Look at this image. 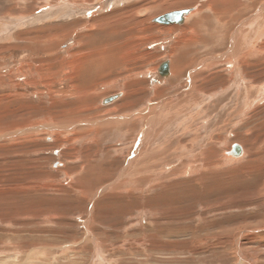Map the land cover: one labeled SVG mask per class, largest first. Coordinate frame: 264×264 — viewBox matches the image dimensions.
<instances>
[{
	"label": "rangeland",
	"instance_id": "obj_1",
	"mask_svg": "<svg viewBox=\"0 0 264 264\" xmlns=\"http://www.w3.org/2000/svg\"><path fill=\"white\" fill-rule=\"evenodd\" d=\"M34 1L20 4L18 0H0V183L2 177L8 180L0 187V264H264V35L252 39L259 21L257 9L263 0L255 1L253 7L248 3L247 12H241L242 19L232 17L237 23L232 26L229 22L225 36L219 28L210 34L206 25L201 26L199 44L191 48L197 58L202 56L196 60L222 57L212 70L218 78L205 88L213 94L200 105L201 115L196 106L189 113L183 112L178 102L182 88L169 85L167 76L158 72L177 46L180 27L201 15V7L205 9L209 0H188L187 5L168 11L157 9L161 0L108 2L102 13L127 4L137 5L138 11L149 8L145 16L134 20L138 29L127 26L107 39L120 43L128 34L131 36L128 50L133 54L124 61L132 67L125 69L116 63L113 70L96 63L100 76L97 69L88 74L80 70L73 78L82 83L81 88L67 80V66L60 77L57 73L63 60L78 51L76 36L85 33L82 26L89 23L88 16L98 14L73 9L66 12L70 8ZM178 8L196 11L185 24L155 23L157 17ZM203 14L208 17L211 12L205 9ZM74 21L81 24L68 26L64 33L59 31ZM168 27L178 29L162 30ZM236 31L235 49L254 47L259 52L242 69L246 77L234 80L233 70L223 61L232 53L230 37ZM240 32H245L248 39ZM100 33L92 43L104 41ZM48 35L61 37L49 46ZM99 36L101 41L96 39ZM36 38H46L41 47L37 46L39 50ZM223 75H230L229 81L221 78ZM242 83L253 88L249 91ZM79 95L85 101L77 116L84 117L82 125L91 131L87 136L84 128L79 131L78 127L72 134L67 130L75 117L66 114L76 109L71 105ZM109 96L113 101L104 104ZM161 101L175 104L171 117L162 120L165 112L157 110L146 129L137 114L149 116L147 110ZM127 103L129 108L124 110ZM118 106L119 113H105ZM92 117L97 119L88 123L86 118ZM95 120H99L100 128L92 127ZM34 126L42 127L33 131L30 127ZM184 129H188L186 133ZM13 139H20L18 145L5 148ZM179 140L187 151L177 147ZM232 145H242L246 153L226 161L223 152L232 155ZM209 150L212 152L203 154ZM190 158L206 163L204 171L196 176L181 173ZM212 162L217 167L209 173L206 167ZM22 175L28 178V184L33 179L49 185L47 195L18 191L11 182L20 184ZM126 177L135 182L124 183ZM131 190L130 197L126 192Z\"/></svg>",
	"mask_w": 264,
	"mask_h": 264
},
{
	"label": "bare ground",
	"instance_id": "obj_2",
	"mask_svg": "<svg viewBox=\"0 0 264 264\" xmlns=\"http://www.w3.org/2000/svg\"><path fill=\"white\" fill-rule=\"evenodd\" d=\"M20 2V4L22 3H25V0H18ZM30 1V0H29ZM39 1H51V5H61L63 6V8L67 9V8H70V11L66 10V12H74V11H71L72 9L73 10H79V11H93L94 13L98 14V15H91V16H88L89 18V23L85 24L82 26V28L85 30V33H79V35L76 36V43H77V50L75 52V54L72 56L76 57L75 55H77L78 57L82 58L83 60L85 61H82L80 62V58L79 59H75L74 57H71L72 58V61L70 62L68 59H71V58H68L66 61L68 62L69 61V64H66V61L63 60L64 62V65L62 64V62H60L62 65V69L60 71H58V76L57 77H60L61 76V73H63L64 71V67L67 66L66 69H70L68 70V73H69V76L67 78L68 81H71V83L74 85V87L76 88H81L80 86L82 85V83L79 84V82L75 79H73L75 76H77L80 72V70L83 71V74H88V72H92V71H97L99 69H97V67L95 66L96 63H99V64H102V65H105L107 66V68H110L114 70V68L117 66L116 63H118V65L121 63L123 66H125V69L126 68H129L131 65L130 64H126L127 61H124V59H127L129 57H132L131 53L128 49H130V44H132L131 42L133 41V39H131V36L129 37V34L126 36V39H124L122 42L118 43V42H107V39L109 38L108 36H113L115 34H117L118 32H121V30L123 29V31L126 30V27H130L132 30L134 29H138V28H134V24H136V22H134V20L137 18V16H145L148 11H149V8L145 7V8H142L141 10L138 11L137 8V5L134 6V4H131L129 5L128 7V4L127 6L124 8V6H122L121 8L118 7L113 10H110L108 11L107 13H102V11L104 10L105 6L108 7L107 3L108 2H112L113 0H35L34 3H38ZM125 1H128V0H115V4H122L123 2ZM255 1H258V0H246V2H242V0H209V5L206 6L205 9L207 10H210L211 12V15H209L208 17L203 14V11H205V9H202L201 7V10L199 11V15L198 17H194V18H191V15H193L192 13L194 11H196V9H193V8H187V9H175L176 11H171L169 13H166V14H171V13H179V15L177 16V18L175 19H171L169 20L170 23H166L164 24L163 22H156L157 24H160V25H172V24H175V25H180V24H183L184 22H186L187 20H192L190 21L187 25H185L183 28L180 27L179 29V32L180 30L181 31V36L180 38L178 39L177 41V46L172 50V53L170 54V60H168V62H165V64H161L162 66L160 67L159 69V72H162L164 71V76H167V78L165 80H168V83L169 85L173 86V85H179L180 89L182 88V91H181V99H180L178 102H179V105L182 107V111L185 112L187 110V113H189V110L191 111V108L192 106H196L195 109L197 111V113L199 115L202 114L203 112V107L200 106L202 105L203 103V100H209L211 99V96H212V90L211 91H205V88L210 85L214 80H216V78H218L216 75V73H212V70H214V68H216V66L219 64V62L222 61V57H210V58H205V59H201L200 62H198L196 60V55L195 53L192 51L191 52V48L194 47H197L198 44L197 39H199L198 35L200 34L199 31L200 29L202 28L201 26L203 25H206L208 27V30L210 31V34L213 33L214 29H220V32H223L221 36H225V31L227 30L226 27L230 25L233 26L235 25L234 23L237 21V19L239 20V18H241L243 16V14L241 12H245L246 11V8H249V4H251V6L253 7L254 6V2ZM48 2V3H49ZM143 2V1H142ZM260 2V1H259ZM258 2V4H259ZM17 3V4H18ZM186 3H188V0H161L159 1L156 5L157 9H159V11H163V10H167V9H170L172 7H175V6H183L185 5ZM249 3V4H248ZM260 6H258L259 8L257 10H260V13L258 12V17H257V20L258 21V24L255 25V29L252 30V36L253 38L252 39H256V38H260L262 35H264V0L260 2ZM182 4V5H181ZM49 5V4H48ZM133 5V6H132ZM149 5V4H148ZM187 5V4H186ZM203 5V4H202ZM249 5V6H248ZM154 6H151V9H154L153 8ZM187 7V6H185ZM89 8V10H88ZM129 9H132L130 11H128ZM198 9V8H197ZM95 10V11H94ZM178 10V11H177ZM256 10V8H255ZM128 11V12H127ZM168 11V10H167ZM247 12V11H246ZM261 12L263 14H261ZM92 14V13H90ZM129 15V17L127 15ZM166 14H163L159 17H157L156 19H160L162 16L166 15ZM261 14V15H260ZM25 15V14H24ZM198 15V14H197ZM232 17H236L237 19H232ZM189 18V19H188ZM242 19V18H241ZM240 19V20H241ZM86 20V19H85ZM213 20V21H211ZM215 21V22H214ZM84 22V21H83ZM126 22L127 24L124 25L123 23ZM191 22L193 23L191 25ZM230 22V23H229ZM249 22V21H248ZM140 23V22H139ZM237 23V22H236ZM80 25L81 22L80 21H74L73 23H68L66 24V26H61V28L59 29V31L61 33H64L65 31H62V30H66V29H69V27H74L75 25ZM185 24V23H184ZM142 25V24H141ZM253 25V26H254ZM182 26V25H181ZM252 26V25H251ZM129 28V29H130ZM240 28V27H239ZM58 29V28H57ZM130 29V30H131ZM178 29L177 27H168L166 29H163L162 30H170V31H173V30H176ZM218 29V30H219ZM128 30V29H127ZM70 31V30H69ZM79 31V30H78ZM101 32L100 34H104L101 36V39H103L104 41L101 42H97V43H92L93 40L95 39L94 36L96 35V33L98 32ZM231 31V30H230ZM240 31V30H239ZM58 33V31H56ZM76 32V31H75ZM81 32V31H80ZM56 33V34H57ZM70 33V32H69ZM228 33V32H226ZM230 33V32H229ZM237 33H239L238 31L234 32V33H231V37H230V42H231V47H232V53H229L225 56V60L223 61L224 64H227L230 66V69L233 70V72L231 73L234 80L237 79V77H240V79H242L243 77H246V75L244 74V72L242 71V69L245 68L246 64L249 63V59L251 58V56L257 54L259 52L258 49L256 48H252L251 49L248 47L246 49V47L244 49H242L241 47H238L237 49H235V46L234 45V40H235V36L237 35ZM53 34V33H52ZM71 34V33H70ZM73 34V33H72ZM123 34V33H122ZM121 34V35H122ZM202 34V33H201ZM200 34V36H201ZM209 34V33H208ZM218 36H219V32L217 33ZM221 34V33H220ZM99 35V34H98ZM207 35V34H206ZM206 35H203V36H206ZM214 35V34H213ZM240 35H242L241 37L245 38V39H248L246 37V33L245 32H240ZM49 36V35H48ZM56 36V35H55ZM50 37L49 36V40H47V43L49 46H52L55 42V40H57L58 38H60L61 36H63V34H61V36H56V37ZM139 36V35H138ZM178 36V37H179ZM210 36V35H209ZM217 36V37H218ZM227 36V35H226ZM23 38L25 39H28L26 37V35L22 36ZM21 36L19 38L23 39ZM65 37V35H64ZM237 37V36H236ZM121 38V37H120ZM133 38V37H132ZM213 38V36H212ZM216 38V37H215ZM221 38V37H220ZM18 39V38H16ZM31 39V38H30ZM38 39L37 41H35V46H36V50H39L37 49V46L41 47V42L42 40L44 42H46V38L45 39H40V38H36ZM97 40L101 41L100 39V36L96 38ZM66 40V39H65ZM115 40V39H114ZM117 40V39H116ZM241 40V39H240ZM72 41V40H71ZM111 41V40H110ZM85 42H86V45H85ZM96 42V40L94 41ZM107 42V43H105ZM204 42V40H203ZM242 41H240L241 43ZM25 43V42H24ZM75 43V42H74ZM182 43V44H181ZM220 43V42H219ZM238 43V42H237ZM239 43V44H240ZM202 44V43H201ZM205 44V43H204ZM236 44V43H235ZM17 45V44H16ZM7 46V45H6ZM55 46V45H54ZM200 46V45H199ZM239 46V45H238ZM133 47V46H132ZM205 47V45L203 46ZM221 47V46H220ZM85 48L87 49L86 52L85 51ZM190 48V50H189ZM172 49V48H171ZM194 49V48H193ZM203 49V48H202ZM35 50V51H36ZM117 50V51H116ZM134 50V48H133ZM131 50V51H133ZM128 51L130 53H128ZM199 51V50H198ZM46 53V52H45ZM48 53V52H47ZM119 53V54H118ZM210 53V52H209ZM50 54V53H49ZM49 54H47L49 56ZM200 54V52H199ZM204 54V53H202ZM205 55V54H204ZM258 55V54H257ZM71 56V55H70ZM68 57V56H67ZM195 57V58H194ZM198 58H202V56H199ZM197 58V59H198ZM63 59V58H61ZM60 60V59H59ZM218 60V61H217ZM123 61V62H122ZM196 63L199 64L197 68H195L194 66H196ZM222 63V64H223ZM145 64V63H144ZM101 65V66H102ZM87 66H89L88 69ZM90 66H95L96 68L94 67H91ZM100 66V67H101ZM114 66V67H112ZM121 66V65H120ZM60 67V66H59ZM132 67V66H131ZM29 69V67H28ZM94 69H97V70H94ZM166 69V71H165ZM196 69V70H194ZM101 70V69H100ZM97 71L100 72L99 76L101 75V71ZM129 70V69H128ZM126 70L127 72H131V70ZM145 70V69H144ZM109 71V70H108ZM146 71V70H145ZM158 72V73H159ZM107 73V72H106ZM145 73V72H144ZM108 74V73H107ZM143 75V72L140 73L139 75ZM168 74V75H167ZM260 74V72H259ZM105 75V74H104ZM222 75V74H221ZM163 76V77H164ZM183 78V83L180 84L179 81H182L181 79ZM221 78H227L226 80L229 81V78H230V75H229V78L226 76V75H223L221 76ZM219 78V79H221ZM218 79V80H219ZM223 80V79H221ZM136 81V80H135ZM177 82L176 84H174V82ZM41 82V81H40ZM250 82V85L252 84L251 81H248ZM165 83V82H164ZM79 84V85H78ZM257 84V83H256ZM243 87H246L249 91L251 88H253V86H249L247 83H242ZM241 85V87H242ZM254 85V84H253ZM255 86V85H254ZM257 86V85H256ZM73 87V86H72ZM238 88V86H237ZM73 89V88H72ZM246 89H244V91L247 93ZM184 91V92H183ZM261 92H262V89H261ZM264 92V91H263ZM262 92V93H263ZM264 94V93H263ZM262 94V95H263ZM126 97H128L127 95L128 94H125ZM80 96V95H79ZM84 96H87V95H84ZM118 95H113L112 97H117ZM252 96V95H251ZM111 97V98H112ZM131 97V95H130ZM107 98H110L107 97ZM129 99V98H127ZM207 100V101H208ZM85 101V98L81 95L79 97V99L76 101L75 104H72L71 107H76V109H73L71 111H69L66 115H71L72 117H75L73 118V121L71 123H74L71 128H67V130L69 131V133H74V131H76V128L79 127V131H81L82 128H84L82 131H85L86 133L84 135H90L91 134V131L89 129H85L84 125H82L83 122L85 121H82L84 119V117H78L77 115V110L79 109H82L80 105H82ZM127 101V100H126ZM247 101V100H246ZM245 101V102H246ZM110 102V101H109ZM211 101H209L210 103ZM74 103V102H73ZM207 104V103H206ZM243 104V103H242ZM86 105V104H85ZM175 104L171 105V104H164L161 102H158V103H154L152 104L151 106V109L147 110L149 112V116H142L141 113H138L137 114V119H140L141 123L144 125V127L146 129H149V127L151 126L152 122L154 121L153 118L151 115L153 112H157V110H164V114L162 115V117L164 119L162 120H166L167 118L169 117H166L167 115H169L171 117V114L173 113V110H174V106ZM80 106V107H79ZM109 106H114V104H111ZM124 106V105H123ZM129 106V104L127 103V105L124 107V110L127 109V107ZM244 106V105H243ZM79 107V108H77ZM85 107V106H84ZM119 107V106H118ZM165 107V108H164ZM245 107V106H244ZM243 107V108H244ZM247 107V105H246ZM249 107V106H248ZM71 108V109H72ZM129 108V107H128ZM206 108V107H205ZM204 108V109H205ZM88 109V108H87ZM121 107L119 108H115L114 109H109L108 111H106L105 113L107 115H111L113 113H119ZM202 109V110H201ZM245 109V108H244ZM243 109V110H244ZM83 110V109H82ZM234 111V110H233ZM63 112V111H62ZM142 112V111H141ZM159 112V111H158ZM182 112V113H183ZM193 112V111H192ZM235 112V111H234ZM242 112V110L240 111ZM239 111L237 113H240ZM110 113V114H109ZM175 113V112H174ZM154 115V114H153ZM157 115V114H156ZM155 115V116H156ZM191 116V119H188V115H186L187 119L192 121V115L189 114ZM197 115V114H196ZM241 115V114H240ZM246 116V114H243ZM258 115V114H257ZM151 116V117H150ZM6 117V116H5ZM55 117V116H54ZM122 117V116H121ZM120 117V118H121ZM150 117V118H149ZM200 117V116H199ZM56 118V117H55ZM125 118V117H123ZM58 119V118H57ZM89 119V120H87ZM94 119H97V118H86V121L89 122H93ZM108 119V118H107ZM161 119V118H159ZM187 119H184L186 121H188ZM196 119V118H194ZM50 120H52L50 118ZM85 120V119H84ZM157 120V119H156ZM162 120L160 121L159 125H161L162 123ZM183 120V119H182ZM236 120V119H235ZM242 120V119H241ZM99 121V120H98ZM97 120H95L94 124H93V128L96 129V127L100 128V126L97 125L98 123ZM185 121V123H186ZM237 121V120H236ZM157 123V122H156ZM165 123V122H163ZM251 123V122H250ZM258 123V122H257ZM49 124V123H48ZM54 124V123H53ZM100 124V123H99ZM61 125V124H60ZM68 125V124H67ZM25 126V125H24ZM104 126V125H103ZM191 126V124H190ZM42 127V126H41ZM41 127H30V129H34L36 131V128L39 129ZM50 127V126H49ZM154 127V125H153ZM163 127V126H162ZM173 127V126H172ZM178 127H179V124H178ZM185 128H189L188 126H184ZM10 128V127H9ZM14 128V127H13ZM51 128V127H50ZM152 128V127H151ZM150 128V129H151ZM182 128V127H181ZM11 129V128H10ZM30 129H27V130H30ZM43 129V128H42ZM47 129V128H46ZM33 130V131H34ZM101 129H98L96 130L97 132L100 131ZM103 130V128H102ZM152 130V129H151ZM188 130V129H187ZM186 129H184V133L187 132ZM56 131V130H55ZM67 131V132H68ZM93 131V130H92ZM26 132V131H24ZM50 132V131H49ZM130 132V131H129ZM96 133V132H95ZM165 133V132H164ZM177 133V132H176ZM182 133V134H184ZM99 134V133H98ZM97 134V135H98ZM81 136V137H84ZM93 135V134H92ZM139 136V135H138ZM89 137V136H88ZM238 137V136H237ZM15 138V137H14ZM196 138V137H195ZM135 139V138H134ZM144 139V137H143ZM179 139V138H178ZM91 140H94L91 138ZM96 140V139H95ZM149 140V139H148ZM13 142L12 145L11 144H8L7 146L5 145V148L7 147H15L18 145V143L20 142V139H13L12 140ZM92 142V141H91ZM192 142V141H191ZM195 142V141H194ZM180 140L178 142V148H180V150H185V147L180 145ZM192 144V143H191ZM213 144V143H212ZM245 145V144H244ZM95 146V145H94ZM215 146V145H214ZM231 146V145H229ZM2 147V146H1ZM76 147V146H75ZM206 147L207 149H210V147L208 146V142L206 144ZM234 147V149H233ZM3 148V147H2ZM150 148V147H149ZM233 152H232V155H230V153H228L227 155V151L225 153V151L223 152V156L225 157L224 160L226 159V161L228 160H236L241 158L244 153H246L244 151V148L242 147V145H232L231 147ZM145 149V148H144ZM192 149V148H191ZM219 149V148H218ZM229 149V148H228ZM1 150V149H0ZM79 152V151H78ZM202 152V151H201ZM212 151H205L203 154L205 153H211ZM139 153V152H138ZM140 154V153H139ZM138 155V154H137ZM202 155V153H201ZM235 155H239L238 157L235 156ZM222 156V157H223ZM139 157V156H138ZM140 158V157H139ZM180 158V157H179ZM19 159V163H22L23 162V159L22 158H17ZM88 159V158H87ZM86 159V160H87ZM156 159V158H155ZM197 159V158H196ZM203 159V158H202ZM77 160V159H76ZM216 160V158H215ZM214 160V161H215ZM258 160V158H257ZM189 164L188 166L187 165H184L183 166V169H180L182 172L181 173H186V174H191L193 176H196L198 173H200L201 170L204 171V168H205V165L206 163H201V162H197L194 158L193 160L190 158L188 160ZM245 161V159H244ZM248 161V160H246ZM251 162V160H249ZM261 161V160H260ZM82 162V161H81ZM90 162V161H89ZM250 162H247L246 164H249ZM253 162V161H252ZM3 163V162H2ZM74 163V162H72ZM222 163V162H221ZM78 164V163H77ZM162 164V163H161ZM209 164V163H208ZM3 165V164H2ZM37 165V164H36ZM2 167V166H1ZM157 167V166H156ZM156 167H155V170H156ZM217 165L216 163L214 164L213 162L211 163V165H208L206 167V170L210 173L212 172V170H214V168H216ZM182 168V167H181ZM17 170V168H14ZM83 169V168H82ZM85 169V168H84ZM83 169V171H84ZM150 170V168H149ZM152 170V169H151ZM172 170V169H171ZM179 170V171H180ZM163 171V170H162ZM34 172V171H33ZM81 172V171H79ZM202 172V171H201ZM166 173V172H165ZM172 173V171H171ZM175 173V171H174ZM34 174V173H33ZM125 174V173H124ZM161 175V173H159ZM177 174V173H176ZM174 174V175H176ZM206 174V173H205ZM212 174V173H211ZM24 175H26V177H29L31 176L30 173H24ZM24 175H22V178L20 180V184L16 183L15 182H11L12 185H15L16 184V189L18 191H27V192H30V193H33L34 194H38V195H47V191H49V189L51 188L49 185H42L40 182H37V181H31V183H27V179ZM170 175V174H169ZM173 175V174H172ZM214 176H216L215 174H213ZM6 176V175H5ZM4 176V177H5ZM24 176V177H23ZM151 176V175H150ZM205 176V175H204ZM67 177L68 174H67ZM176 177V176H175ZM181 177V175H180ZM79 178V176H78ZM81 178V177H80ZM129 177H126L127 180H125L124 183L126 184H129V183H134L135 180H130V178L128 179ZM160 178V177H159ZM135 179V178H134ZM160 179H163V178H160ZM209 179V178H208ZM212 179V178H210ZM26 180V181H25ZM66 180V179H65ZM152 179H150L151 181ZM197 180V179H196ZM4 181H8L7 178H3L2 177V182L0 183V187L3 186L4 184ZM137 181V179H136ZM25 185H22V183H25ZM77 182V180H76ZM75 182V183H76ZM158 182V181H157ZM145 183V182H144ZM153 183V182H152ZM21 185V186H20ZM27 185V186H26ZM30 185V186H29ZM125 185V184H124ZM132 185V184H131ZM121 186V185H120ZM126 186V185H125ZM145 187V186H144ZM31 188V189H30ZM135 188V187H134ZM151 188V187H150ZM20 189V190H19ZM70 189V188H69ZM72 189V188H71ZM118 189V188H117ZM149 189V188H147ZM156 189V188H155ZM12 190V189H11ZM154 190V189H153ZM3 191V190H2ZM13 191V190H12ZM53 191V190H52ZM114 191V190H113ZM122 192V191H121ZM123 192L124 189H123ZM21 193V192H20ZM53 193L55 194V191H53ZM105 193V192H104ZM117 193V192H116ZM126 193H130V197H131V193H132V190L129 191V192H126ZM125 193V194H126ZM156 193V192H155ZM161 193V192H160ZM52 196V194H51ZM53 199V198H52ZM54 201V200H53ZM92 206V205H91ZM53 213V212H52ZM28 214V213H26ZM49 214V213H48ZM55 214V212H54ZM37 215V214H35ZM40 218V217H39ZM48 218H50L48 216ZM156 218V217H155ZM45 223V222H43ZM165 223V222H164Z\"/></svg>",
	"mask_w": 264,
	"mask_h": 264
},
{
	"label": "water",
	"instance_id": "obj_3",
	"mask_svg": "<svg viewBox=\"0 0 264 264\" xmlns=\"http://www.w3.org/2000/svg\"><path fill=\"white\" fill-rule=\"evenodd\" d=\"M178 15H179V13L166 14V15L162 16L159 20L156 19L157 20L156 22H163L164 24L170 23L169 20H171V19L173 20V19L177 18ZM165 71H166V69H165ZM159 74L163 77L164 76V71L159 72ZM109 101H113V98H108V99L104 100V104L106 102H109ZM234 146H236V145H234ZM233 149H234V147H233Z\"/></svg>",
	"mask_w": 264,
	"mask_h": 264
}]
</instances>
